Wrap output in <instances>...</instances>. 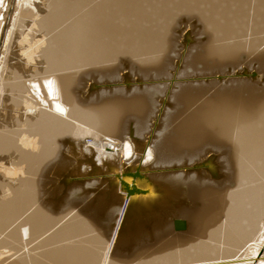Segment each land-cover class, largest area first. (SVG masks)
<instances>
[{
	"label": "bare ground",
	"instance_id": "6f19581e",
	"mask_svg": "<svg viewBox=\"0 0 264 264\" xmlns=\"http://www.w3.org/2000/svg\"><path fill=\"white\" fill-rule=\"evenodd\" d=\"M12 7L5 42L29 20L43 93L26 84L37 95L28 98L27 81L14 68L5 75L0 56V91L34 114L0 126V160L13 152L8 174H19L0 198V264H264V0H0L2 20ZM189 18L206 36L217 81L201 87L198 103L196 90L172 94L187 111L170 134L165 170L145 172L166 157L157 144L143 146L152 160L127 179L118 154L130 157L143 143L131 141L128 117L145 111L152 91L95 85L164 75L169 50L191 34Z\"/></svg>",
	"mask_w": 264,
	"mask_h": 264
},
{
	"label": "rangeland",
	"instance_id": "374dc122",
	"mask_svg": "<svg viewBox=\"0 0 264 264\" xmlns=\"http://www.w3.org/2000/svg\"><path fill=\"white\" fill-rule=\"evenodd\" d=\"M14 1V0H13ZM13 6V5H12ZM41 7H43L44 8V6H42L41 5ZM4 8V7H3ZM3 8H1L0 9V11H2V9ZM13 9V7L12 8H10V12L9 13H6V17H5V20H2V16H1V14H0V21L2 22V21H4V22H2L3 23V25L1 26V27H3L2 29V33L0 32V56L2 55L3 56V61L5 60V62H3V64H5V65H2L5 69H7V70H5L4 69V72H5V75H6V73H7V71L11 68V69H13L14 68V70H16V72H18L19 74H20V76L22 75V77L27 81V82H25V95L26 94H28V98H30L31 100H34L35 98V100H37V95L39 94L40 95V92L41 93H43V89H42V91L40 90L41 88H43V82H41V81H43V79H41L42 78V76H40V75H43V74H41L42 72H43V67L41 66V65H43V64H41L42 62V60L41 59H38L36 56L34 57V55H36V53H34V52H32V50H30L31 48H33V46H32V43H33V39L34 38H38V36H36V37H34L33 38V36H32V33H33V28H32V30H31V25H30V23H29V20H27L25 17H23V18H21V21H23L21 24L23 25H21V24H18V26L16 25V27L14 28V30H13V33H12V37L10 38V39H8L9 41H6L5 42V37H6V31L7 30H9V28L11 27V24H10V22L9 21H11V16H12V13L14 12V10H12ZM9 10V9H8ZM3 12H4V9H3V11H2V14H3ZM9 14V15H8ZM191 19H193V20H191ZM7 20V21H6ZM188 20H190V21H188ZM187 21L188 22H186V21H184V22H186V24H188V23H190L189 25L191 26L190 28H191V31H190V33L191 34H189V36L187 37V38H190V39H187V38H185V40L184 39H181V41H179L177 44H178V46L176 47V48H173L174 50H176V51H174V52H176V55L175 54H173V51H172V49H170L169 50V52H168V54L170 55V58H171V61L166 65V71L165 70H163L162 69V72H161V74H164L165 72V74L164 75H158V76H155L154 77V75H152V73H150L149 75L150 76H152V77H154V79L152 78V77H150L149 75H147L146 77H141V80L139 79L138 81L137 80H134V81H129L128 83H124V82H119V81H117L116 82V80H110V79H108V80H106L105 82H103L102 84L101 83H98V84H96L95 86H96V88H98V89H100V90H103V91H106V92H114V91H117V87L118 88H120V87H122L123 85H131V84H133L134 82V84H136L137 86H142V88L141 89H145V90H147V92H151L152 93V96L153 97H149V98H146V105L148 106H146L145 107V111H142V112H140V113H134V114H131V115H129V117H128V123H129V128H130V126H133V128H135L136 129V131H135V135L134 136H132L131 137V141L133 142V140H134V142H143L142 143V147H140V148H136V149H133V152H134V154H133V152L129 155L130 157H125L124 158V156H122L123 154L121 153V155H120V153L118 154V157H121V163H122V165H129V167L128 168H126L125 166H124V169H122L121 170V173L125 176V177H128L127 179H129L130 177H131V175L133 174H135L136 172H135V170H141L140 169V166L142 167V166H144V165H146L147 163H149V161H151L152 160V157H151V160H149V161H147V160H144V156H145V153H144V148H143V146L145 147H147V146H153V147H156V144H157V147L159 148L158 149V153L162 156H164L163 158H165L164 160H165V162H164V160H163V162L162 163H158V165L157 164H154V165H152V168H151V170H147V171H145V172H147V173H157L158 171L159 172H161V171H163V169L165 170V168H166V165H167V160H169V157H170V155H171V152H172V140H173V138L174 137H176V134H177V126H178V124L183 120V118H184V115H185V113H186V111H187V108H185V106L186 105H184L183 103H181V102H179L176 98H175V96L176 95H172V94H174L175 92V94H177L180 90H182V89H184L185 88V90H186V92L190 95V96H192V98L194 97V91H195V93L197 92V94H195V97H194V99H193V101L195 100V98H197V101L195 100V102L196 103H198V99H200L201 97H202V95H203V93L202 92H204V88H205V86H207L208 84H210V85H208V86H213V83H215L216 81H217V74H216V69H217V66H215L216 65V62L214 61V60H216L215 58H214V60L212 59L213 57H210V56H207L206 55V53H205V49L203 48L204 47V45L206 44V41H207V39L206 38H204V37H206V36H204L205 34L200 30V27H199V25H196L197 23H196V21H194L195 19L194 18H189ZM20 21V22H21ZM25 21V22H24ZM192 23H194L195 25H193ZM182 24H183V22H182ZM21 25V26H20ZM192 26H194V27H192ZM197 28H196V27ZM19 27V28H18ZM199 27V28H198ZM23 28V29H22ZM28 28H29V30H28ZM195 30H194V29ZM16 29V30H15ZM21 30V31H20ZM27 30V31H26ZM199 30V31H198ZM15 32H16V34H15ZM23 32V33H22ZM194 32V33H193ZM20 33V34H19ZM31 33V34H30ZM198 33H200V34H198ZM17 34H18V36H17ZM34 34V33H33ZM196 34H198V35H196ZM203 34V35H202ZM20 35V36H19ZM29 35H30V37H31V39H30V37H29ZM191 35V36H190ZM193 35H195V36H193ZM199 35L200 36H202V38L200 37L199 38ZM26 36V37H25ZM193 36V37H192ZM29 37V38H28ZM13 38V39H12ZM27 38V39H26ZM33 38V39H32ZM197 38H198V40H197ZM15 39V40H14ZM23 39V40H22ZM193 39V40H192ZM3 40V41H2ZM18 40H20V41H18ZM27 40V41H26ZM183 40V41H182ZM196 40V41H195ZM199 40H201V42L202 43H198V41ZM23 41V42H22ZM185 41V42H184ZM191 41H193V42H191ZM10 42V44H8ZM26 42V43H25ZM186 43V42H188V43H186V44H184V43ZM3 44V45H2ZM7 46V44L9 45L8 47H4L5 45ZM21 44H23V45H21ZM25 44V45H24ZM30 44V46H28ZM181 44H183V45H181ZM181 45V46H180ZM187 46L186 48H184V46ZM191 47H190V46ZM200 45H202V46H200ZM20 46V47H19ZM183 46V47H182ZM198 46V47H197ZM3 47V48H2ZM27 47V48H26ZM28 47H29V49H28ZM5 48H7L6 49V52H5ZM182 48V49H181ZM198 48V50H200V51H198V50H196ZM202 48V49H201ZM185 49V50H184ZM193 49V50H192ZM1 50H2V52H4V54H1L2 52H1ZM8 50V51H7ZM26 50V51H25ZM188 50V51H187ZM203 50H204V52H203ZM183 51V52H182ZM187 51V52H186ZM198 51V52H197ZM23 52V53H22ZM29 54H28V53ZM32 54H31V53ZM187 54H186V53ZM6 53V54H5ZM8 53V54H7ZM197 53H199V54H201L200 55V61L198 60V58H197V61H196V59H193V58H191L190 59V57L192 56V57H194V55H196ZM202 53H203V56H202ZM27 54V55H26ZM206 56H205V55ZM7 55V57H6V59H4L5 57L4 56H6ZM9 55V56H8ZM11 55V56H10ZM23 55V56H22ZM24 55H26V56H24ZM28 55H30V56H28ZM177 55H178V57H177ZM186 55H187V57H186ZM180 56H181V58H180ZM25 57V58H24ZM33 59H32V58ZM183 57H184V59H183ZM203 57H204V59H206L204 62H203ZM211 58L212 59V61H210L208 58ZM19 58V59H18ZM30 58V59H29ZM9 59V60H8ZM178 59V60H177ZM189 61H187V60ZM203 59V60H202ZM41 60V61H40ZM194 60V61H193ZM202 60V61H201ZM18 61V62H17ZM27 63H26V62ZM30 61V62H29ZM40 61V62H39ZM183 61H185V62H183ZM196 61V62H195ZM206 61H209V62H206ZM8 62V63H7ZM34 62V65L33 64H31V63H33ZM176 62V63H175ZM180 62V63H179ZM198 62V63H197ZM213 62V63H212ZM174 63V64H173ZM182 63V64H181ZM188 63V64H187ZM191 63V64H190ZM196 63V64H195ZM208 63V64H207ZM215 63V64H214ZM176 64V65H175ZM188 65V67L187 66H185V65ZM195 64V65H194ZM206 64V65H205ZM7 65V66H6ZM32 65V66H31ZM170 65H173V66H170ZM180 65V66H179ZM192 65V66H191ZM200 65V67H198ZM203 65V66H202ZM182 66L184 67L183 69H182ZM202 66V67H201ZM204 66L205 67H207L208 68V71H207V68L205 69L204 68ZM209 66H213L212 68H214L213 70L209 67ZM7 67V68H6ZM40 67V68H39ZM42 67V68H41ZM175 67V68H174ZM186 67H187V69H186ZM199 68V69H198ZM19 69V70H18ZM170 69H172V70H170ZM177 69H178V73H177ZM181 69V70H180ZM193 69V70H192ZM195 69V70H194ZM25 70V71H24ZM34 70V71H33ZM175 70V71H174ZM190 72H189V71ZM203 70V71H202ZM206 70V71H205ZM2 71H3V68H1V73H2ZM36 71H37V73H36ZM165 71V72H164ZM192 71V72H191ZM211 71V73H209ZM4 72L1 74L2 76H4ZM195 72V73H194ZM198 72V73H197ZM205 72H208L207 74H204ZM214 72V73H213ZM39 73V74H38ZM187 73V74H186ZM201 73H202V75H201ZM38 74V75H37ZM154 74V73H153ZM168 74H170L169 76H171V77H169V76H167ZM192 74V75H191ZM197 74H199V75H197ZM25 75V76H24ZM31 75H34L33 77L31 76ZM37 77H36V76ZM172 75H173V77H172ZM187 75H189V76H187ZM206 75H207V77H206ZM29 76V77H28ZM163 76V77H162ZM193 76V77H192ZM27 77V78H26ZM30 77H32V78H30ZM161 79H160V78ZM189 77V78H188ZM195 77H196V79H195ZM205 77V78H204ZM211 77L213 78V79H215L216 81H214V80H212L211 79ZM216 77V78H215ZM144 78H145V80H144ZM148 78V79H147ZM150 78V79H149ZM152 78V79H151ZM159 78V79H158ZM177 78H178V82H177ZM180 78V79H179ZM189 80H188V79ZM192 78H193V80H192ZM199 78V79H198ZM202 78V79H201ZM208 78V79H207ZM30 80L31 82L29 83V81L28 80ZM38 80L39 79V81H37L38 83H39V85H37V82L36 81H34V83H33V80ZM144 81H143V80ZM171 84H168L167 83V81ZM171 79H173V80H171ZM196 81H195V80ZM210 79V80H209ZM149 80V81H148ZM158 80H160V81H162V82H160V81H158ZM166 82H165V81ZM179 80H181L180 82H179ZM190 80H191V82L193 81V83L191 84V82H190ZM202 80H204L203 82H202ZM207 80V81H206ZM110 81H113V82H111L110 83ZM115 81V82H114ZM146 81H148V82H146ZM152 81H153V83H152ZM154 81H156V82H154ZM184 81V82H183ZM210 81V82H209ZM132 82V83H131ZM143 82H144V84H143ZM173 82V83H172ZM188 84H187V83ZM196 82V83H195ZM199 82V83H198ZM205 82V83H204ZM209 82V83H208ZM212 82V83H211ZM113 83V84H112ZM114 83H115V85H114ZM145 83H146V86H145ZM148 83V84H147ZM150 83V84H149ZM156 83H158V84H156ZM161 83H162V85L164 86H162L161 85ZM175 83V84H174ZM194 83L195 84H197L198 85V87L199 88H201V89H199L196 85H194ZM200 83H202V85H200ZM206 83H208V84H206ZM26 84H31L30 85V87L33 89V90H36L37 89V95H35V91H31V89H29L30 87L28 86V85H26ZM141 84V85H140ZM156 85L155 87H156V89L157 88H159L158 89V91H153V88L151 87L152 85ZM106 85V86H105ZM118 85V86H117ZM153 85V86H154ZM175 85H177L178 86V88H174V87H176ZM188 85V86H187ZM192 85V86H191ZM99 86V87H98ZM120 86V87H119ZM149 86H150V88H149ZM159 86V87H158ZM160 86H162V87H160ZM168 86V87H167ZM38 87V88H37ZM41 87V88H40ZM105 87V88H104ZM113 87H115L114 89H113ZM139 87V88H140ZM181 87H183V88H181ZM195 87V88H194ZM148 88H149V90H148ZM167 88V89H166ZM188 88V89H187ZM189 88H190V90L191 91H193V92H191L190 90H189ZM198 90H197V89ZM4 89H6V88H4ZM107 89V90H106ZM113 89V91H111ZM170 89V90H169ZM173 89H175L174 90V92H172V90ZM27 90H29V91H27ZM200 90V91H199ZM202 90V91H201ZM142 91V90H141ZM166 91V92H165ZM198 91L199 92H201L200 93V95H201V97H197V95L199 96V93H198ZM2 92V94H0V101H1V99H2V101L0 102L1 104H0V108H1V110H0V118L1 119H3L4 120V118H5V120L6 119H8V122H7V120H6V123H5V121H3V120H1L0 121V123H2V125L0 124V126H10V127H15L14 126V122H15V119H18L19 121H21V122H23V119L24 118H28V117H31V116H33L34 114L33 113H29L28 111L26 112V110H28L27 108H29L28 106L27 107H24V105L22 104V103H14V102H12V100H11V98H9V97H11L10 95H8V92L5 90V92L4 91H0V93ZM7 92V93H6ZM29 92H30V94H29ZM143 92H145L144 90H143ZM158 92H160L159 94H158ZM4 93V94H3ZM164 93V94H163ZM166 93H168V94H166ZM193 93V94H192ZM161 94V95H160ZM170 94V95H169ZM2 95H4V96H2ZM8 97H7V96ZM31 95H32V97H31ZM34 95V96H33ZM170 96H172L171 98H170ZM2 97V98H1ZM32 98H34V99H32ZM153 98V100H151ZM173 98V99H172ZM175 98V99H174ZM157 99V100H156ZM159 99H164V100H160V102H159ZM166 99V100H165ZM168 99H169V101H168ZM172 99V100H171ZM156 100V101H155ZM170 100L171 101H174V102H170ZM155 101V102H154ZM157 102H159V105H158V103ZM163 102V105L164 104H166V105H162L161 103ZM166 102V103H165ZM171 103L172 105H170L169 103ZM148 103V104H147ZM191 103H194V102H191ZM179 104V105H178ZM183 104V105H182ZM151 105V106H150ZM158 105V106H157ZM170 105V106H169ZM178 105V106H177ZM182 105V106H181ZM193 105V104H192ZM190 106V107H193V106H195L196 104L194 103V105L193 106ZM160 106V107H159ZM163 106V107H162ZM181 106V107H180ZM184 106V107H183ZM172 107V108H171ZM23 108H25V109H23ZM157 108L159 109V110H157ZM160 108L162 109V110H160ZM169 108H170V110H169ZM177 110V112H178V114H174V113H177L176 111H174L175 109ZM178 108V109H177ZM5 109V110H4ZM147 109V110H146ZM156 109V110H155ZM166 109V110H165ZM167 109H168V111H167ZM173 112H172V111ZM153 111L155 112L154 114H153ZM162 111H164V114H165V116H164V114H163V112ZM172 112V114H174V116L171 114V112ZM160 112V113H159ZM185 112V113H184ZM159 113V114H158ZM179 113H180V116H178L179 115ZM33 114V115H32ZM163 114V115H162ZM154 115H156V117H153ZM159 115V116H158ZM171 115H172V117H171ZM182 115V116H181ZM137 116V117H136ZM141 116V117H140ZM149 116V117H148ZM150 116H152V117H150ZM133 117V118H132ZM161 117V118H160ZM178 117H179V120L180 121H178ZM132 119H135V120H132ZM161 119V120H160ZM162 119H165L164 120V122L162 121ZM176 122H175V121ZM3 121V122H2ZM133 121V122H132ZM143 121V122H142ZM146 121V122H145ZM153 121H154V123H153ZM160 121V122H159ZM148 122H149V124L151 125V127H149V125H148ZM163 122V123H162ZM175 122V123H174ZM8 123V124H7ZM176 123H177V125H176ZM141 124H143V125H141ZM157 124V125H156ZM160 124H162L163 126H162V128H161V126H159ZM165 124V125H164ZM171 124V125H170ZM168 125V126H167ZM155 127V128H154ZM156 127H157V129H156ZM169 127V128H168ZM151 128H152V130H151ZM158 128H159V130H158ZM145 129V130H144ZM150 129V130H149ZM149 131V132H147V131ZM158 130V131H157ZM160 130H162V131H160ZM155 131H157L156 132V135H155ZM171 131H173V132H175V135L173 134V133H169V132H171ZM130 132V131H129ZM137 132H139V134H137ZM159 132V133H158ZM131 133V132H130ZM147 133V134H146ZM148 133H151V134H149L148 135ZM153 133H154V136H153ZM161 133L163 134V135H161ZM167 133L170 135H172V136H174L173 138H171L172 136L170 135H167ZM142 134V135H141ZM145 136H144V135ZM138 135V136H137ZM152 135V136H151ZM160 135L162 136V137H160ZM137 136V137H136ZM160 137V139H158L159 137ZM143 137V138H142ZM144 137H147V138H144ZM156 137H157V139L159 140V141H156ZM169 137V138H168ZM141 138V139H140ZM154 138V139H153ZM171 138V139H170ZM144 139H145V141H144ZM168 139H170V141L168 140ZM87 140V139H86ZM161 140V141H160ZM114 140H112V142H113ZM155 141V142H154ZM115 142V141H114ZM113 142V143H114ZM148 143V145H147V143ZM152 142V143H151ZM154 142V143H153ZM159 143V145H158V143ZM165 143L164 145H163V143ZM151 143V144H150ZM171 145V146H170ZM112 146H113V144H112ZM164 146V147H163ZM169 146H170V149H169ZM117 149H119L120 147H118L117 145L115 146ZM163 147V148H162ZM168 148V149H167ZM163 150L166 152V153H164L163 152ZM162 151V152H161ZM161 152V153H160ZM162 153H164V154H162ZM7 154V155H6ZM6 154H2L1 155V160H0V166H1V168H0V198L1 197H3V196H5V195H7V194H9V191L7 190V187H14V186H16V183H17V181H18V177H19V174L17 173V175L16 174H12V175H10V173L8 174V172L10 171V169H14V163H15V154L13 153V152H9V153H6ZM141 154H142V156H141ZM12 155V156H11ZM120 155V156H119ZM166 155V156H165ZM70 156L72 157L73 155L72 154H70ZM137 156V157H136ZM139 156V157H138ZM169 156V157H168ZM135 157V159H133ZM168 157V158H167ZM141 158V159H140ZM6 159V160H5ZM130 159V160H129ZM139 159V160H138ZM11 160H12V162H11ZM145 162H144V161ZM7 162V163H6ZM137 162V163H136ZM13 165V166H12ZM137 165H138V167H137ZM140 165V166H139ZM155 166V167H154ZM3 167V168H2ZM11 167V168H10ZM165 167V168H164ZM8 168V169H7ZM136 168H138V169H136ZM155 168V169H154ZM111 169V168H110ZM153 169V170H152ZM16 170V169H15ZM132 171V172H131ZM130 172V173H129ZM143 171H140V172H137L136 174H139V173H142ZM111 173H112V171H111ZM125 173H126V175H125ZM119 174V172H116V174L115 175H118ZM14 175V176H13ZM17 176V177H16ZM14 177V178H13ZM110 178L112 177L113 178V175L112 176H109ZM85 187H88V188H90L91 186L90 185H88V186H85ZM119 189V188H118ZM118 189H116L117 190V193L121 196V197H123L124 198V196H125V198L127 197V194L124 192V191H122V190H118ZM126 194V195H125ZM92 194H89V196L87 197V198H89L90 199V196H91ZM89 199H86L85 201H89ZM6 255V254H5ZM5 255H1V256H5Z\"/></svg>",
	"mask_w": 264,
	"mask_h": 264
}]
</instances>
